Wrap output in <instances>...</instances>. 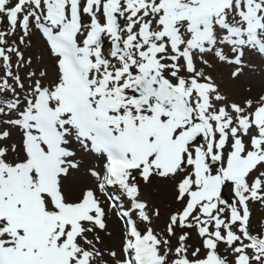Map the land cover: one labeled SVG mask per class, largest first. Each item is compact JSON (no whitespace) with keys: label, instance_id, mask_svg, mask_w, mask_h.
Masks as SVG:
<instances>
[{"label":"snow or ice","instance_id":"snow-or-ice-1","mask_svg":"<svg viewBox=\"0 0 264 264\" xmlns=\"http://www.w3.org/2000/svg\"><path fill=\"white\" fill-rule=\"evenodd\" d=\"M225 67L264 70V0H0V264H264V90Z\"/></svg>","mask_w":264,"mask_h":264},{"label":"bare ground","instance_id":"bare-ground-1","mask_svg":"<svg viewBox=\"0 0 264 264\" xmlns=\"http://www.w3.org/2000/svg\"><path fill=\"white\" fill-rule=\"evenodd\" d=\"M258 63V62H256ZM230 69L228 68H221V74H223V79L220 81L218 78V82H221V86L224 91H226L233 99L237 100L239 102L242 98L252 95L255 96L262 90H264V70L261 68H257L256 71H248L245 76L241 77V80L238 82H231L229 80V73ZM216 75V73H214ZM224 76L226 78H224ZM252 89V92L249 93L247 91L248 88ZM159 191L164 192L167 197H170L168 194V191L163 187V186H158ZM112 232H113V237L109 241V243L113 246L116 247L117 250L119 249V231L117 229L116 225H112Z\"/></svg>","mask_w":264,"mask_h":264},{"label":"rangeland","instance_id":"rangeland-1","mask_svg":"<svg viewBox=\"0 0 264 264\" xmlns=\"http://www.w3.org/2000/svg\"><path fill=\"white\" fill-rule=\"evenodd\" d=\"M221 69L218 70V73H216L217 77L220 78L221 76H223V74H221ZM224 78H226L224 76ZM113 191V190H112ZM113 194H115V191L113 192ZM227 195V194H226ZM142 197L145 199H148L151 203H156V204H161L162 210H163V206L166 203H170V197H167L165 192L163 195L162 191H159L158 186L153 188V187H143L142 188ZM264 220V209H258L254 212V225L258 222ZM121 223L120 221H118L115 217L112 218V220L110 221V230L112 229V225H116L117 229L119 230V237H120V227H121ZM163 225V219H161V221L157 222L156 225H154L155 227H161ZM112 231V230H111Z\"/></svg>","mask_w":264,"mask_h":264}]
</instances>
